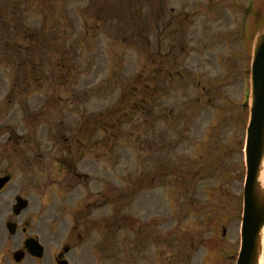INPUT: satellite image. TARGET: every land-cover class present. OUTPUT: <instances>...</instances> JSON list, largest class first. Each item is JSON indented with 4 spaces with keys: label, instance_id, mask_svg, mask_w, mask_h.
Instances as JSON below:
<instances>
[{
    "label": "rangeland",
    "instance_id": "rangeland-1",
    "mask_svg": "<svg viewBox=\"0 0 264 264\" xmlns=\"http://www.w3.org/2000/svg\"><path fill=\"white\" fill-rule=\"evenodd\" d=\"M4 1L0 0V6ZM208 1L162 0L161 5L164 14L168 18L175 17L176 22L180 19L178 16L182 19L183 15L186 16L184 32L190 52L184 54L180 68L191 70L201 79L216 85L226 76L221 66L225 63L223 55L234 51L239 54L243 47L239 39L229 44L232 47H226L222 41L216 43L217 35L239 33L245 14L242 9L228 5L231 2L226 0H214L218 5L209 9ZM238 1L244 9L250 0ZM157 2L29 0L18 20L27 25L30 31L40 29L41 34H46L55 26L52 33L69 35L76 53V76L65 85H55L50 76L51 70L45 67L43 83L47 84L43 86L44 96L32 94L14 104L7 102L11 82L5 74L10 67L6 59L0 58V176L12 175L11 183L0 194L2 248L18 247L3 229L18 193L29 198L30 207L24 215L35 220L39 216L38 210L46 209L48 216L53 211L65 209V206L72 210L73 202L84 197L92 203L95 217L109 213L114 219L117 214L124 216L123 220L128 223L127 227L122 226L114 231L109 255H97L96 264H236L240 248L241 193L244 184L238 172L243 163L240 149L243 135H246L245 125L234 114L229 125L220 126V137L213 140L211 127L230 114L225 112L224 104L215 98L214 92L210 96L214 105L202 106L189 116L187 132L183 130V120L171 129H177V132L170 133V138L177 141L176 144L180 142L176 148L180 157L176 158L175 153H171L170 157L174 156V162L180 167L184 165L188 183L171 180V183L164 184L160 173L154 175V169L162 167L159 153H153L152 149L142 144L138 134L156 139L165 124H150L148 129L143 125L138 133V117L127 118L119 130L110 132L109 142L108 139L103 140L101 133L91 138L95 152L82 158L77 167L78 173L86 177L71 182L72 188L67 191L60 189L64 185H60L58 163L63 155L64 137L77 131L81 116L87 115L94 120L95 113L99 111L116 113L112 115L114 120L118 115L122 116L127 106L126 84L134 81L137 75L139 81L141 72H149L151 24ZM119 7H133L136 24L138 18L140 20V35L136 33L131 41H124L125 36L132 34V29L128 27L129 19L119 20L116 12ZM107 8L112 10L108 12ZM261 8L262 5L258 11ZM260 20L259 17L251 25L253 33ZM3 36L14 37L12 34H0V39ZM243 64L240 57V70ZM230 81L225 85L226 90L238 97L236 101H242L245 88L241 75L237 80ZM184 88L185 93H181V97L178 92H169L165 103L168 106L183 105V99L189 100L204 92L201 85L195 89L186 85ZM91 89L92 96L89 95ZM75 95L81 97V102L75 100ZM46 98H53L52 108H45ZM239 124L244 127H238ZM182 134L183 139L177 140ZM202 141L205 142V149L201 152V159L196 155V146ZM219 143L223 146L221 149L216 146ZM198 148H203V144H199ZM218 154L229 156L222 163L214 164V156ZM143 172L148 173L147 184H143ZM167 185L174 190H169ZM183 185H187L188 190ZM64 192L67 197L63 198L61 195ZM118 193L123 195L118 198ZM101 197L111 199L113 203L97 208ZM43 219L44 216L39 218V225ZM61 219L69 221L65 217ZM56 234V229L46 232L44 244L47 247H52V237L60 236ZM5 239H8L7 245L3 247ZM219 244L222 245L217 248ZM6 256L9 257V254L6 253ZM31 263L26 261L25 264ZM46 263L50 264L47 258Z\"/></svg>",
    "mask_w": 264,
    "mask_h": 264
},
{
    "label": "flooded vegetation",
    "instance_id": "flooded-vegetation-1",
    "mask_svg": "<svg viewBox=\"0 0 264 264\" xmlns=\"http://www.w3.org/2000/svg\"><path fill=\"white\" fill-rule=\"evenodd\" d=\"M215 6L216 3L212 1L208 3L209 9L216 8ZM156 36L158 39L161 36V30L159 25L157 26ZM217 36L218 40L216 43L222 41L227 45L226 47H232L229 44L233 42H238L237 39H239V34H236L235 32L232 34H222ZM168 42V49L165 56L170 61L172 57V52L170 48L174 47L173 37H170ZM161 49V45H159L157 42V47L154 51V70L156 77H159L161 72V60L163 58ZM185 51L186 53L190 52L188 46ZM223 56H225V59L223 60V62L225 63L221 64V66L225 71L226 76L220 79L216 85H214L210 81H205V79L203 78L201 79L197 74L195 75L191 70L188 69H184V76L188 78L191 77V83H193V85L200 86L202 84H206V86H204V89H210V92L208 94L211 95L214 92L215 98L221 100L227 111H231L237 104L236 99H238V97H234L233 95H231L229 91L226 90L225 85L229 84L231 82L230 80H237L238 76L241 75L244 88L246 87L248 80V68H246V62L248 61V51L246 46H243V50H241L239 54L238 52L234 51L231 54H225ZM240 57H242V60L244 61L241 70L239 69ZM167 71L169 76H172L170 63L167 68ZM244 99L245 92L243 96V102H241V106L245 105ZM237 102L239 105V100ZM89 133L91 134L93 133V131L90 130L87 134ZM65 142L67 144L68 139H65ZM73 142L74 144H77L78 142L81 143V150L86 147L84 145L85 141L73 140ZM86 142L87 144L89 143V141ZM68 148L71 152L69 153L70 155L67 157V159L71 161L65 162V169H62V173H64L65 176V181L72 177L70 169L74 167V163H72V158L74 154L73 145L68 146ZM78 165L79 163H77V166ZM74 176L81 177L82 175L75 173ZM104 205L105 203H103L102 206ZM72 206V210L59 211V214L62 215V217L70 218L69 222L60 219L61 216L59 214L58 216H55V214H51L48 216L46 215L45 210L37 211V213L39 214L37 220H29L27 219V216L21 215L13 217L11 220L17 223V233L11 237L12 242L16 243L18 247L14 249H9L8 247H6L7 239H5L4 247L6 248H2L0 245V264H25L26 261H31V264H47L46 258L50 261V264H58L62 261H66L68 262V264H93L88 257V252L90 249L94 248L95 242L92 235L94 232V225L96 222H99V220L97 219L96 221L92 218V214L94 212L91 209L92 205L88 204L85 199H76L73 202ZM42 216H44V219L40 220L41 223L39 225L38 221L39 218ZM102 222L105 223V218L102 219ZM53 229H57V231L60 233V236L52 237L50 239L54 247L48 250L45 249L44 255L42 257L34 256L28 251H26L27 240L31 238L38 239L44 246L42 240L46 232L52 231ZM16 251H21L24 254V257L20 260L15 259L14 253ZM6 253L9 254V257L6 256Z\"/></svg>",
    "mask_w": 264,
    "mask_h": 264
},
{
    "label": "water",
    "instance_id": "water-1",
    "mask_svg": "<svg viewBox=\"0 0 264 264\" xmlns=\"http://www.w3.org/2000/svg\"><path fill=\"white\" fill-rule=\"evenodd\" d=\"M252 66V101L247 129V178L244 191L245 207L242 225V248L237 264H260L263 251L264 183L261 170L264 161V28L256 37ZM8 178L0 179V188ZM19 200L16 212L26 201Z\"/></svg>",
    "mask_w": 264,
    "mask_h": 264
},
{
    "label": "trees",
    "instance_id": "trees-1",
    "mask_svg": "<svg viewBox=\"0 0 264 264\" xmlns=\"http://www.w3.org/2000/svg\"><path fill=\"white\" fill-rule=\"evenodd\" d=\"M13 7L15 5H17V9L15 10L14 8L10 9L9 7V2L5 1L3 3L2 6H0V34H4L6 32H13L14 31V36L19 37L21 35H26L28 34V29L27 26H22L19 25L17 23V20L20 18L21 13L24 12L23 9H21V2H25L26 4H28V0H13ZM11 6V7H12ZM129 11V25L128 27L132 29V34H138L140 35L141 30H139V26L138 23L136 24L135 20H134V16H133V12H134V8H125L124 10ZM12 18L16 21L15 27L14 29L9 28L10 26V21H12ZM143 30V29H142ZM37 32V31H36ZM35 32V33H36ZM18 41L17 40H13L12 43L16 44ZM2 43V38L0 39V44ZM1 46V45H0ZM7 50L2 49L4 51V55L7 56V54H10V52L12 51L13 53H11V58L16 62V65L19 66V73L22 75L21 78H15V82L19 83V82H25V80H27V77L30 75H35V76H39V74L33 70L29 73H31L30 75L28 73L22 72L21 68L23 69L24 67H26L28 64L25 62V60H28V57L25 56V54L23 52H21L18 48H15L13 46H6ZM175 60V58L173 57V61ZM37 68V67H36ZM144 72V71H143ZM143 72L139 75V81H138V77L136 79V82L140 84V95L139 97L141 98L140 100H138V105L140 106L142 113L146 116L150 115L152 113V105H153V114H154V105H155V91H154V79H153V73H152V69L149 70V72L145 71L144 74ZM25 74V76H23ZM166 92V91H165ZM131 100V102L133 103H137V100L135 99V97L128 95L127 101ZM161 102V99L158 100ZM162 103V102H161ZM140 109H138L139 112ZM169 113V110H165L163 112H161V119L164 122L167 121H171L172 122V118L170 115L167 116V114ZM144 125H146V128L148 129L150 124L151 125H155L156 120H151L146 118L143 122ZM140 121L138 120V130L140 129ZM171 128L170 125L165 126L164 128H162V130H169ZM172 131L171 129L169 130V132ZM165 135L163 136V134H159L157 136V138L154 139H149V137H147L146 139H148V141L145 143L146 146H148V149H152L155 148L156 150L159 151H163L167 146L168 143H166L165 139H164ZM164 160H162L163 163ZM215 162L218 163V159L215 158ZM172 171V170H171ZM161 172V170H160ZM179 170L177 168H174V170L172 171L171 175L174 174L175 176H178L179 178H181V174H179ZM173 176V175H172Z\"/></svg>",
    "mask_w": 264,
    "mask_h": 264
},
{
    "label": "bare ground",
    "instance_id": "bare-ground-1",
    "mask_svg": "<svg viewBox=\"0 0 264 264\" xmlns=\"http://www.w3.org/2000/svg\"><path fill=\"white\" fill-rule=\"evenodd\" d=\"M262 173H261V180L264 182V161H263V168H262ZM263 243H264V229H263ZM260 264H264V251H263V255L261 258V263Z\"/></svg>",
    "mask_w": 264,
    "mask_h": 264
}]
</instances>
